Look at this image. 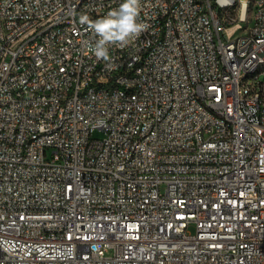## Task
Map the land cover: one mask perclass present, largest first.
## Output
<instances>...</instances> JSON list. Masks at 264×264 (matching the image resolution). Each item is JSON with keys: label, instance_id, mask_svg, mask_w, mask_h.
Here are the masks:
<instances>
[{"label": "built area", "instance_id": "2783aa9c", "mask_svg": "<svg viewBox=\"0 0 264 264\" xmlns=\"http://www.w3.org/2000/svg\"><path fill=\"white\" fill-rule=\"evenodd\" d=\"M122 2L0 0V264H264V0H140L107 70Z\"/></svg>", "mask_w": 264, "mask_h": 264}, {"label": "clouds", "instance_id": "9594fccd", "mask_svg": "<svg viewBox=\"0 0 264 264\" xmlns=\"http://www.w3.org/2000/svg\"><path fill=\"white\" fill-rule=\"evenodd\" d=\"M139 8L140 0H123L118 8L99 19L92 20L87 14L80 15L79 23L87 25L94 36L88 51L97 60L105 61L107 70L115 68L109 49L113 46L124 49L147 30V25L138 20Z\"/></svg>", "mask_w": 264, "mask_h": 264}, {"label": "bare ground", "instance_id": "6f19581e", "mask_svg": "<svg viewBox=\"0 0 264 264\" xmlns=\"http://www.w3.org/2000/svg\"><path fill=\"white\" fill-rule=\"evenodd\" d=\"M241 1L244 7L247 8L248 0H241ZM244 14H246L245 9H244ZM214 39H221V30H214ZM263 72H264V57L257 59L253 67H250L249 69L246 70V77L255 78L256 75H259ZM237 73H238V64H231L230 74H237ZM225 125L233 126V118L225 117Z\"/></svg>", "mask_w": 264, "mask_h": 264}, {"label": "rangeland", "instance_id": "374dc122", "mask_svg": "<svg viewBox=\"0 0 264 264\" xmlns=\"http://www.w3.org/2000/svg\"><path fill=\"white\" fill-rule=\"evenodd\" d=\"M235 16L237 17L236 14H235ZM251 21H252V19H251V9H249V10H248V13H247V19H246V21H245L244 23H242V26H241V28L238 30L237 33H238V34H243V33H245L246 30H247V28H248V26L250 25ZM238 23H239V21H237L236 24H238ZM190 230H191L192 233H194V231H195L194 227H191Z\"/></svg>", "mask_w": 264, "mask_h": 264}]
</instances>
